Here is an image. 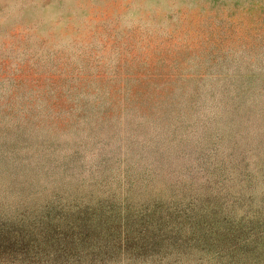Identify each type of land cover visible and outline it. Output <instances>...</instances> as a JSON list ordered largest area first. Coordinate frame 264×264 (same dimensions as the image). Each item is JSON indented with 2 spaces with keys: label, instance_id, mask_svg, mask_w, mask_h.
Listing matches in <instances>:
<instances>
[{
  "label": "rangeland",
  "instance_id": "obj_1",
  "mask_svg": "<svg viewBox=\"0 0 264 264\" xmlns=\"http://www.w3.org/2000/svg\"><path fill=\"white\" fill-rule=\"evenodd\" d=\"M0 264H264V0H0Z\"/></svg>",
  "mask_w": 264,
  "mask_h": 264
}]
</instances>
